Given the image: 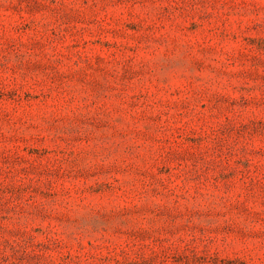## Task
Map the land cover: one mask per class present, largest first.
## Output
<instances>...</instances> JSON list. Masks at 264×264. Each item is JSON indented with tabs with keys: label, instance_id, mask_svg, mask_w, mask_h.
<instances>
[{
	"label": "rangeland",
	"instance_id": "obj_1",
	"mask_svg": "<svg viewBox=\"0 0 264 264\" xmlns=\"http://www.w3.org/2000/svg\"><path fill=\"white\" fill-rule=\"evenodd\" d=\"M0 264H264V0H0Z\"/></svg>",
	"mask_w": 264,
	"mask_h": 264
}]
</instances>
